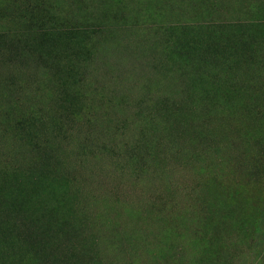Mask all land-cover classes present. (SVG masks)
<instances>
[{"label":"rangeland","instance_id":"1","mask_svg":"<svg viewBox=\"0 0 264 264\" xmlns=\"http://www.w3.org/2000/svg\"><path fill=\"white\" fill-rule=\"evenodd\" d=\"M0 264H264V0H0Z\"/></svg>","mask_w":264,"mask_h":264}]
</instances>
